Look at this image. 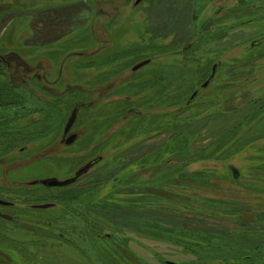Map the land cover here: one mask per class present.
I'll list each match as a JSON object with an SVG mask.
<instances>
[{
    "label": "rangeland",
    "instance_id": "rangeland-1",
    "mask_svg": "<svg viewBox=\"0 0 264 264\" xmlns=\"http://www.w3.org/2000/svg\"><path fill=\"white\" fill-rule=\"evenodd\" d=\"M135 1L0 0V264H264V0Z\"/></svg>",
    "mask_w": 264,
    "mask_h": 264
},
{
    "label": "crops",
    "instance_id": "crops-1",
    "mask_svg": "<svg viewBox=\"0 0 264 264\" xmlns=\"http://www.w3.org/2000/svg\"><path fill=\"white\" fill-rule=\"evenodd\" d=\"M34 10H20L17 15H11L7 18L6 15H4L0 19V43L4 45V49L0 50L1 53L8 55L16 54L23 60L31 61V59L25 55L26 52L21 51L24 55L20 53V51L18 52L17 49L11 47L10 42L23 39L21 40V45L25 47L26 51L33 46H39V42L37 41L40 30L35 27ZM35 41L36 45H34ZM7 42H9L7 44L8 48H5Z\"/></svg>",
    "mask_w": 264,
    "mask_h": 264
},
{
    "label": "water",
    "instance_id": "water-1",
    "mask_svg": "<svg viewBox=\"0 0 264 264\" xmlns=\"http://www.w3.org/2000/svg\"><path fill=\"white\" fill-rule=\"evenodd\" d=\"M143 0H136L135 2V5H139ZM150 62L149 59L147 60H144L142 62H140L139 64H137L133 70L134 71H137L139 70L141 67L147 65L148 63ZM215 69H216V66H214L213 68V74L211 76V78L213 77L214 73H215ZM210 83V79L208 81H206L202 86L201 88H205L208 86V84ZM198 91L199 90H196L194 92V94L192 95V99L196 97V95L198 94ZM79 108H80V104H78L73 110H72V113L67 121V124H66V127H65V130H64V133L65 135L68 134L72 127L74 126L75 124V121L77 119V116H78V111H79ZM78 135L77 133H71L69 135V137L66 139L65 143L66 144H71L73 143L76 139H77ZM94 162H90L86 165H84L83 167H81L78 172L76 173V175L73 177V178H70L66 181H58V180H55V179H45V180H42V183L44 185H47L49 187H62V186H67V185H70L72 184L73 182H75L77 179H79L84 173H86L90 168L91 166L93 165ZM10 203L7 202V201H4V200H1L0 199V205H9ZM52 204H40V205H35V208H40V209H46V208H49L51 207Z\"/></svg>",
    "mask_w": 264,
    "mask_h": 264
},
{
    "label": "trees",
    "instance_id": "trees-1",
    "mask_svg": "<svg viewBox=\"0 0 264 264\" xmlns=\"http://www.w3.org/2000/svg\"><path fill=\"white\" fill-rule=\"evenodd\" d=\"M171 9H176V7H172ZM173 11V13H170V16H171V18H172V22H171V24H173V23H175L178 19L177 18H179V13H177L176 12V10H172ZM170 24V25H171ZM1 57V56H0ZM2 58L3 57H1L0 59V61H2ZM5 58H7V57H5ZM2 62H4V61H2ZM6 64H7V59H6ZM2 63L0 62V65H1ZM74 109V108H73ZM72 112V111H71ZM90 162H94L93 164L94 165H96L97 163H99L100 162V157H98V158H96L95 160H93V161H90ZM89 162V163H90ZM45 186H47V185H45ZM49 187V186H48ZM5 201V200H4ZM8 202V201H7ZM10 204L9 205H4V206H10L12 203L11 202H9ZM42 204H52V206L51 207H49V208H53L54 206H56L55 205V203H52V202H47V203H42ZM36 205H40V204H36ZM33 208L34 209H40V208H35V205H33ZM49 208H46V209H49ZM42 210H44V209H42Z\"/></svg>",
    "mask_w": 264,
    "mask_h": 264
},
{
    "label": "flooded vegetation",
    "instance_id": "flooded-vegetation-1",
    "mask_svg": "<svg viewBox=\"0 0 264 264\" xmlns=\"http://www.w3.org/2000/svg\"><path fill=\"white\" fill-rule=\"evenodd\" d=\"M37 77H39V78H38L39 80H42V77H41V76H38V75H37Z\"/></svg>",
    "mask_w": 264,
    "mask_h": 264
}]
</instances>
